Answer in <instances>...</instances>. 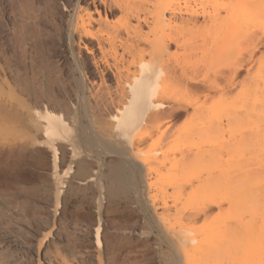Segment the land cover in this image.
I'll return each mask as SVG.
<instances>
[{"label": "bare ground", "instance_id": "6f19581e", "mask_svg": "<svg viewBox=\"0 0 264 264\" xmlns=\"http://www.w3.org/2000/svg\"><path fill=\"white\" fill-rule=\"evenodd\" d=\"M28 1L17 0L15 8L24 18L13 13V19L20 21L13 20L17 27L21 20L27 25L28 20L38 19V11L36 18L33 10L37 7ZM65 4L68 45L73 49L76 43L91 58L94 80L86 79L74 55L67 80L57 73L60 69L50 68L43 51L36 49L43 57L39 62L30 60L37 54L28 58L25 43L35 36L42 41L39 27L41 32L35 36V29L26 33L29 24V29L20 26L16 37L12 30L9 38H16L15 46L12 38L10 45L5 40V50L3 44L0 48V82L7 84L6 91L0 88V134L6 142L5 149L4 141L0 143V149L9 153L3 151L8 157L0 156V173L13 156H21L18 164L22 158L44 156L51 167L55 206L71 177L70 182L78 181L76 186L93 189L97 264L105 263L103 202L119 198L142 204L144 188L149 190L157 226L154 230L150 217L151 224L147 220L148 229L141 235L155 233L163 264H264V0H75ZM21 33L28 37L22 39ZM192 36L203 43L191 44ZM37 38L33 40L40 47ZM11 44L13 53L8 54ZM252 60L257 67L248 66L249 80L243 79L240 94H235L237 101L229 94L232 82ZM232 109L241 110L244 126L240 116L235 120L239 114L235 116L238 111ZM181 113L186 115L183 128L172 133L165 123ZM225 121L228 128L236 123L243 133L247 131L242 137L227 131L239 143L245 138L238 155L229 138L227 144L223 142L226 130L222 134L219 129ZM217 151L231 155H220L221 162ZM40 161L41 165L45 160ZM43 181L45 185L47 180ZM142 211L147 214L146 203Z\"/></svg>", "mask_w": 264, "mask_h": 264}, {"label": "rangeland", "instance_id": "374dc122", "mask_svg": "<svg viewBox=\"0 0 264 264\" xmlns=\"http://www.w3.org/2000/svg\"><path fill=\"white\" fill-rule=\"evenodd\" d=\"M11 1L13 2V4L11 3ZM25 1H28V0H25ZM29 1L34 2L33 7H37L36 9H33V10H36L34 12V16L36 14H39V16L36 15L38 17V19H35L36 21L33 20L34 17L33 19L32 17L30 18V22L32 20L34 22L29 23V20L27 21L28 22L27 25L29 24L30 27L29 25L27 26L24 24L26 23V21L22 22L24 18L19 15L20 13H17V11L19 10V9H16L18 7L17 0H0V35H1L0 40L2 39L0 41L1 42L0 48L1 49L4 48L5 50V45L8 44L7 43L8 41H10L8 44L10 45L12 38H13L12 43H13V40H15V44H16L15 34L17 35L18 33L16 32V30L19 31L18 28L22 25H25L27 28L28 27L30 28V29L28 28L29 31L27 30L26 33L29 32L28 34H30L31 30L35 29L36 30L35 32L32 30V32H34V36L36 34L38 35L42 31L39 34V36L41 35V37H43L41 38L42 39L41 41L36 36L31 37L33 36V34H31L29 38L31 37L32 40H30L31 39L30 38L26 40L28 42L26 43L24 42L25 44H27V45L25 44L24 45L27 48L26 50L27 53H29L27 54L28 58H30L28 55H31V53H34L32 54L33 56L37 54L36 56H34V58L31 57L30 60L32 59L35 60V58H38L36 60L37 62H39V59L42 57L39 55L43 53L44 55L43 57H45V59L49 58L48 59L49 62H47V60L46 62L48 64L50 63L51 65H53L51 66L49 64L50 68L52 70H56L55 72H57L60 69L57 73L59 75H62V79L67 80L65 77L69 76L68 69L72 65V57L74 55V58L75 59L77 58V60H79L80 67L82 66L81 70L83 74L85 75L86 79L89 81L94 80L93 75L90 74L91 69L89 67L91 58L87 56L83 50H79L78 48H76L77 47L76 43H74L73 45L74 47L73 49H71V47L68 45V42H67L65 24L67 21L66 18L68 19V13L65 11H62V8H63L62 4L66 3L65 5H67L69 3H72L73 1L75 2V0H34V1L29 0ZM29 1L28 3H30ZM49 4H51L52 6L50 5L49 7ZM190 4L195 5V2L191 1ZM12 6L16 8L13 9ZM46 8L47 10L48 9L50 10V11L48 10L50 14L46 10ZM42 9H45V10H42ZM46 11L47 13L45 14ZM13 13L14 14L17 13L18 14L17 16H20L21 19L23 18V20H21L22 25L18 24L19 26L17 27L15 22L16 20L18 21L17 23H19L20 21L19 19H17L18 17L16 16V14L14 17H17V18L16 19L14 18L15 20L13 19V15H14ZM43 14H44L43 17L40 16ZM27 19L28 18H25V20ZM12 24L17 29L14 28ZM34 25L37 27L34 28L33 27ZM24 27H21V28H23L25 31L27 28H24ZM38 27H39V30L41 29L40 32L39 30H37ZM55 27L56 29H54ZM12 30L16 32V33L14 32L13 34V36L15 37L9 38L11 37L13 33ZM37 31L38 33H36ZM145 32H148V30H145ZM42 33H43V36H42ZM199 33L195 35H199ZM22 34L23 33L20 34V37ZM24 36L26 38L28 37L26 34L25 35L23 34L21 38L24 39L25 38ZM33 38L34 39L37 38L39 40L38 41L36 39L37 42H39L38 45L40 44V47L37 46V44L35 43L36 41L33 40ZM193 38L196 43L193 40L191 44L194 43V45H200V43L201 44L203 43V41L201 42V40L203 39L199 38L198 36H194V37L192 36L191 40ZM206 39H204V42L209 40V39L208 40ZM5 40L6 41L8 40V41L6 42ZM32 43L35 46L32 45ZM83 43H85L86 45L92 46V44L90 42L88 43V41H83ZM2 44L3 45L5 44V45L3 46ZM13 45L8 46V47H11V49L7 48L6 46V48L9 49V51L6 50L8 54L9 52L10 54L13 53V52L11 53V51H13L14 49L12 47L15 46ZM1 46H3V48ZM28 46H31L33 50L31 47L29 48ZM39 48H41L42 50ZM36 49L38 51H41V52L43 51V52L42 53L37 52ZM32 51H35V52H32ZM258 56L259 54L257 53L254 59L257 58ZM36 60L33 62H36ZM253 61L254 60L247 63L245 66V69L246 68L247 69L245 71H242L232 82V86H233L232 88L233 90L234 89L235 90L234 91L231 90V92L229 93L231 94L230 95L231 98H233L235 94L236 95L240 94L237 91L239 90L240 87L242 88L241 86L242 83L244 84V81L247 78L249 80V77H248L249 75L248 76L246 75L248 74L247 72H251V69L250 68L248 69V66L251 67L256 64V63L253 64L254 63ZM54 66H56V68H54ZM254 67H257V65L253 66V68ZM253 68H252V73L254 72ZM197 73L194 75L195 76L201 75L200 72H199L200 73L199 75ZM218 73H216V75L219 77L221 74L220 73L218 74ZM253 76L251 74L250 81ZM9 79L11 81H14L12 77L10 76H9ZM9 79L7 78V82H8V85H11L12 83L10 82ZM13 83L15 84L16 82L14 81ZM236 84L237 86L235 87ZM1 85L2 83L0 82V88H2L3 90L7 88V84L2 85V86ZM3 86H5V88H3ZM6 90L7 89H5L4 91ZM231 98L230 100L233 103L235 99H237L238 101L237 97L235 99H231ZM239 101H240V96H239ZM237 104L239 105L240 103L238 102ZM240 106H242V104ZM242 107L244 108V105ZM232 110L235 111L234 109ZM235 112L234 113L232 112V113L235 114ZM239 112L242 115V112L240 110L236 112L235 116H237ZM239 116L240 114L236 117L235 120H238L237 118ZM240 117H241V119L239 118L241 120L240 123L243 125L242 116ZM185 119H186L185 114L183 113L178 114L171 120H168L165 123V126H170L171 132L173 133L174 131V133H176L177 131H179L181 127L183 128L184 122L186 121ZM223 123L225 124L226 121ZM223 123L219 129V131H222V134L226 130V134L224 133L222 136V137H225V138H222V139H225L223 142L227 144L226 140L229 138L228 143L233 142L232 149L234 147L236 148V150L234 149L235 151L233 150V152L237 154V152L240 151L241 153L242 148H243V145L241 143L242 141L244 142L245 138H243V140L239 143L238 140H235L237 139L236 137L234 139L233 137L234 134L232 135V137H230L231 135L228 133L230 136H227L228 135L227 131L228 132L232 131L233 133L240 134L241 137H242V134H246L247 131L244 129L245 133H243L244 131H242L239 126H236L235 125L236 123L234 124V127L232 124V128H228L227 124H225L224 126ZM84 124L87 125L86 122H84ZM222 134L219 135L220 138ZM0 135H1L0 138H2L4 134L2 133ZM240 135H239V140H240ZM0 140H1L0 143L4 141V136H3V139H0ZM223 142H220V143L224 145ZM2 145L5 149L6 142L5 141L2 142L1 147ZM223 148H226V147H223ZM223 148L221 150H224ZM4 149L3 150L0 149V151H2V153H0V156L2 155L1 156L2 158L3 157L5 158L6 156L8 157L9 155V153ZM3 151L6 152L5 154L8 153V155H3L4 154ZM219 151H217V156L221 158V162H224L223 161L224 158H227L229 155H231L230 153L226 156L225 155L227 153L226 151H224L223 153L221 152V154L218 155ZM220 155L221 156L223 155L224 158L220 157ZM152 156L153 155H148L147 157L151 158ZM17 158H21V156H17V157L13 156V158L11 157L9 159V163L11 162L12 159L15 161L13 162L12 160L11 164L7 166L8 168L7 167L5 169L2 168L1 170L2 172L0 173V264H97L96 259H97L98 254L96 253L97 249L95 250L96 246H95V240H94V229L96 228V225L98 222V214H97V210L95 207V195H96L95 191L93 189H89V188L86 189L84 187H79V185L76 186L78 184V181L73 179V181L70 182L72 180L71 179L72 177H71L70 179H67V184L68 182L71 183L69 184V186L71 185V187H68V185L65 184L64 188L61 190L62 192H65V193H63L64 195L61 194L62 196L60 195L58 206H55V200H54L55 190H54L53 181L51 182L53 186L50 183V181L52 180L51 170L50 172L48 171L49 169H51V167L49 166L50 164L49 161L46 158H44V156L43 158L45 161L43 160L42 157H41L42 159L37 158L38 160L40 159L44 161L43 163V161L39 160L40 163L41 162L43 163L40 165L38 163L39 161L37 162L36 158L35 160L34 158L30 157L29 159H26V160L22 158L21 163L18 164V161L20 162V159L18 160ZM93 160L94 159L91 158L88 162H92V164L91 163L89 164H91L93 168H96V166H94L93 164ZM34 162L38 163V165ZM91 166L90 168H92ZM43 180H47L48 183L47 181H45L46 183L44 185ZM72 184L76 187V189L72 186ZM72 187L74 188L73 190H72ZM81 188H84V190ZM144 190L146 194V201L144 202L143 197H142L141 199L142 204L136 205L135 204L136 202L134 201L132 203H127L123 199H119V198H116L110 201L105 200L103 202V208L101 211V235L103 237L102 240L104 244L103 251H102V259H103V262H105L104 264H163L160 251L156 247V239L154 236L155 233L151 234L150 236L141 235L142 232L148 229L146 227L147 222L149 221L148 223L151 224L150 217L154 223V227H153L154 230H156V226H157L156 225L157 222H156V219L154 217V213L151 207L152 202L149 198V190L147 191L146 188H144ZM144 203H146V208L148 211L146 212L147 214H145L142 211Z\"/></svg>", "mask_w": 264, "mask_h": 264}]
</instances>
